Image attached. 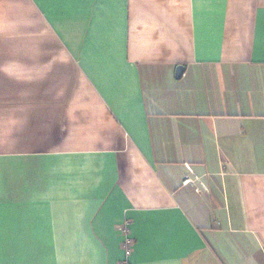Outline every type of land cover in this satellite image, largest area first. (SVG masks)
I'll return each instance as SVG.
<instances>
[{"label":"crops","instance_id":"0c3cea01","mask_svg":"<svg viewBox=\"0 0 264 264\" xmlns=\"http://www.w3.org/2000/svg\"><path fill=\"white\" fill-rule=\"evenodd\" d=\"M0 264H264V0H0Z\"/></svg>","mask_w":264,"mask_h":264},{"label":"built area","instance_id":"2783aa9c","mask_svg":"<svg viewBox=\"0 0 264 264\" xmlns=\"http://www.w3.org/2000/svg\"><path fill=\"white\" fill-rule=\"evenodd\" d=\"M184 184L192 185L196 188L197 193L203 194L207 192V187L202 183L201 179L197 177L190 166H188V173L185 176ZM129 248L131 247V243L128 242Z\"/></svg>","mask_w":264,"mask_h":264},{"label":"water","instance_id":"95a60500","mask_svg":"<svg viewBox=\"0 0 264 264\" xmlns=\"http://www.w3.org/2000/svg\"><path fill=\"white\" fill-rule=\"evenodd\" d=\"M184 70H185V67H183V66H180L177 68V73H176L177 78H179L181 75H183Z\"/></svg>","mask_w":264,"mask_h":264}]
</instances>
